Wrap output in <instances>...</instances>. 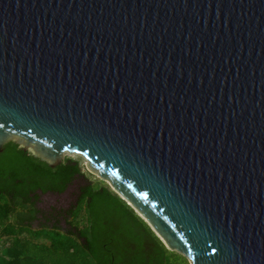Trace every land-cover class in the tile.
<instances>
[{
  "label": "water",
  "instance_id": "water-1",
  "mask_svg": "<svg viewBox=\"0 0 264 264\" xmlns=\"http://www.w3.org/2000/svg\"><path fill=\"white\" fill-rule=\"evenodd\" d=\"M77 153L190 264H264V0H0V151Z\"/></svg>",
  "mask_w": 264,
  "mask_h": 264
},
{
  "label": "trees",
  "instance_id": "trees-1",
  "mask_svg": "<svg viewBox=\"0 0 264 264\" xmlns=\"http://www.w3.org/2000/svg\"><path fill=\"white\" fill-rule=\"evenodd\" d=\"M83 173L76 157L65 155L50 166L17 143H4L0 151V264H190L100 179L80 184L77 203L69 207L39 205L42 193L62 192ZM62 219L68 225L62 226ZM39 237L48 241H38Z\"/></svg>",
  "mask_w": 264,
  "mask_h": 264
},
{
  "label": "rangeland",
  "instance_id": "rangeland-1",
  "mask_svg": "<svg viewBox=\"0 0 264 264\" xmlns=\"http://www.w3.org/2000/svg\"><path fill=\"white\" fill-rule=\"evenodd\" d=\"M66 155L80 159L81 163L83 164L84 173L82 175H77L75 177V179L72 181V183L63 192H60V193H54V192L42 193L40 195L39 205L43 206L44 208L47 207V205H51V204L56 205V206L69 207V205L72 202H74V198L78 194L79 185L83 184L84 182H86L88 180L100 179V181H102V183L109 184L106 180L102 179L96 173L89 171L85 166L84 158L81 157L79 154H77V153H66ZM61 224H62V226L68 225L64 219L61 220ZM33 225L36 226L37 224L34 223ZM37 240L38 241H45V242L48 241V239L44 238V237H39V238H37ZM80 254H82V250L80 251ZM66 258L68 259L67 255L63 254V259H66ZM86 262H88V260H86Z\"/></svg>",
  "mask_w": 264,
  "mask_h": 264
},
{
  "label": "flooded vegetation",
  "instance_id": "flooded-vegetation-1",
  "mask_svg": "<svg viewBox=\"0 0 264 264\" xmlns=\"http://www.w3.org/2000/svg\"><path fill=\"white\" fill-rule=\"evenodd\" d=\"M66 190V189H65ZM47 192H49V191H47ZM63 192V191H62ZM54 193H60V192H54ZM74 203H77V195H76V197L74 198ZM50 205H47V207H49ZM59 207V206H58Z\"/></svg>",
  "mask_w": 264,
  "mask_h": 264
}]
</instances>
